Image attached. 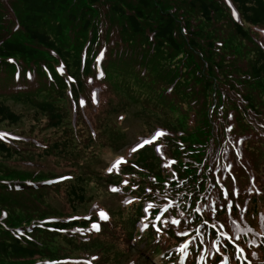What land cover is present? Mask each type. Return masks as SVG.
<instances>
[{"label": "rangeland", "instance_id": "obj_1", "mask_svg": "<svg viewBox=\"0 0 264 264\" xmlns=\"http://www.w3.org/2000/svg\"><path fill=\"white\" fill-rule=\"evenodd\" d=\"M156 1L159 3L169 1L171 3V0ZM224 1L228 6H231L232 0ZM121 2L125 8L127 5H133L136 0H121ZM164 5L168 4L165 3ZM178 6L186 11L188 18L197 22L196 25L204 33V35L201 33L202 36L207 37L201 39L200 43L207 50L205 57L213 58L215 73L218 71L230 73L227 59H231L233 55L236 56L237 52L249 55L253 59L252 62L257 58L258 46L253 42V37L259 32L258 41H261V37H264V25L252 27L240 13L238 15L234 13L233 20L243 22L244 28L250 29L248 37H242L241 34L236 33L232 24H226L228 27L225 29L221 28L220 24L210 25L212 19L208 20L201 15L200 3L197 1L193 3L189 0H183ZM138 7H142V5L137 4ZM144 13L147 15L145 23L148 26L158 22L159 16L162 14L155 2L149 8H144ZM19 15L24 18L23 12ZM214 16L225 18L226 14L224 10H221L212 15V17ZM110 18L113 21H119L120 24H124L127 20L118 12L112 13ZM14 23L15 19L12 24ZM59 24L60 22L56 18L46 17L36 29L46 31L51 38L57 42L66 43L69 50L76 52L79 46L81 48L84 41V38L79 39L82 30L78 25H70L69 28L68 25H64L60 30ZM16 34L20 38L26 37L23 30L17 31ZM125 34L134 47V54L132 53L134 56L129 61L130 64H133V68L126 67L125 64L120 65L121 61L119 60L112 62L115 64L109 72L112 84L106 77L104 80L107 83H100L95 87L96 95L102 98L98 106L94 105L97 100L91 89L90 77L85 76L83 78L85 83L83 92L88 102L86 109L78 113V122L80 123L78 131L81 134L78 139L80 141L74 138L73 131L71 132L70 109L67 99L65 104L64 99L58 95L52 97L21 95L20 97L23 99H31L29 103H26L0 96V101L9 104L23 115L22 121L18 124H12L8 121L0 122V134H4L2 137L10 138L17 132H23L26 135L24 137V150L20 151V155L16 156L14 153V156H8L0 153V177L16 174L38 176L42 179L41 183L44 186L45 184L49 186V192L43 188L41 189V196L38 191L32 197L30 196L28 206H22L27 198L12 197L11 195L5 196L8 199L7 202L0 200V206L9 209L10 218L15 223H22L26 220L31 223V219L35 215H59V219L68 220H73V217L79 215L89 217L86 227H73L70 228L69 232L51 230L53 233H49L42 231L45 255L39 257V261H36L35 264H73L76 262L75 257L79 258L80 262L87 264L92 261L88 253L93 254V252H97L94 257L100 256L95 262L98 264H182L181 255L187 251L184 244L196 234L193 230L194 226L192 225L184 236L172 237L160 229V224L164 223L166 219L177 218L184 222L185 219H189V211L192 213L195 209L210 212V216L205 214V216H200L198 220L199 222L203 221L200 229H207V223L212 225L215 230L214 235L218 232H230L232 237H235L238 233L258 232L264 223V207L259 210L256 216L250 213L246 215L242 207L251 203V197H240L243 194H235L238 190H245L244 187H249L252 184L263 187L264 144L255 140L241 142L242 137L239 139L237 148H232L229 144L234 153H237L241 147L245 157L250 160L246 170L243 167L238 168L239 173L249 172L248 181H246V177L242 179L240 174L233 171V163H227L230 160L227 152L219 150L222 132L217 128L216 122L225 116V113L221 116V110L216 115L211 116L213 117L214 134L211 143H207L206 146L209 150L211 147L215 149L216 155L213 159L218 157V163H200L199 160L203 161L207 152L199 153L203 155L198 157H202V159H198L194 158L196 155L188 153L191 147H185L175 155V163L168 164L166 167L159 165L155 171L149 172L154 163L164 164L173 161L171 155L165 156L162 153L164 142L160 138L161 134L173 137L170 132L180 136L192 131L193 134L190 138L199 140L203 139V134H200L197 129L206 127V124L194 119L189 98L180 84H176L173 88L179 94L170 90L175 83L180 82L179 77L182 78V81L191 82L193 80V69H190L186 64L191 62L188 57L182 54L177 55L181 61L179 65L183 67L184 64L187 65L185 68L187 74L174 73L175 69H178V64L175 63L176 55L172 51L166 52L164 55L157 54L149 60L148 57L142 55L143 47H148V45L144 37H141V33H134L129 25V30ZM211 39L213 42H207ZM29 45L39 49L38 52L41 55H47L44 46L37 41H31ZM261 47L264 48V45ZM170 53L174 55L173 58L168 56ZM192 57L201 60L199 55ZM138 62L141 63L140 67L135 64ZM142 67L145 69L144 71L141 70ZM142 71L145 76H141ZM247 71L252 74V68ZM175 75L179 77L177 78ZM226 79H228L227 76L223 80ZM249 79L245 87L242 88L251 97V100L258 101L254 97V93L255 89H258L259 80ZM5 80L6 77L0 76V84ZM64 81L65 79H57V86L62 85ZM66 81L68 85L70 82L75 83L70 79ZM260 81L264 84V80ZM202 82L203 79L199 78L197 84ZM233 84L235 88L242 86L241 81L236 85L234 82ZM30 85L32 84H28V86ZM0 86L4 87L5 85L1 84ZM8 86L15 87L12 82L8 83ZM189 89L188 86L187 90L189 91ZM56 92H58L56 87L50 91V93ZM108 97H113V99L112 104L107 107ZM44 102L52 103L55 108L53 110L44 109L41 106ZM184 102H186L187 108L182 109L181 106ZM233 102L239 103V109L244 104L251 105L244 98L240 99V102L231 101L227 103L230 114L234 109V107L230 108ZM67 111L69 117L62 124L54 127L53 123L57 121L56 115L58 113L65 115ZM253 114L252 112L250 117L254 116ZM85 115L93 119L89 122V127L86 125ZM235 123L237 124V121ZM259 123L263 127L261 135H264V121ZM164 126L169 127V132L165 133ZM89 129L93 131L92 134ZM67 131L70 132L71 139L68 140L66 149L61 151V143L58 139H64ZM157 133L161 134L157 135ZM34 134L41 136L40 141L43 143H37L39 147L37 150L29 149V138ZM90 135L94 139L90 138L91 142H89ZM180 137L183 138V136ZM53 140L59 143V148L55 145L52 150L59 149L60 154H64L58 155L59 158L49 157V152L42 150V146ZM145 140L151 142L140 146ZM181 143L182 141L178 142L179 148ZM22 144L23 142L20 143L21 147ZM256 147L259 148L256 149ZM134 148L136 151H133ZM225 148L226 145L224 144L222 149ZM196 149H203V146H198ZM132 152L135 154L133 157L135 160L131 159ZM119 158H123V160L127 158L126 161H139V163H121L118 171L114 169L109 172L108 169L114 164L109 162ZM220 161L225 163H219ZM217 164L223 168L221 173L213 172V168ZM192 169H195V173L190 172ZM160 173L166 178H157ZM202 177L205 180H202ZM56 178L59 180H55ZM75 186L84 188L87 198L85 203L80 202L77 196L72 195V189ZM113 188L118 190L113 191ZM68 191L71 192L70 195ZM227 195L233 199L228 200ZM32 200L34 201L32 202ZM13 201H17L18 205H11ZM214 201L222 208H215ZM167 205L170 206L166 209ZM212 209L219 212H211ZM101 212L108 213L109 217L103 219ZM3 213L8 215L6 210ZM54 218L46 217L45 221H51ZM94 224L99 225V230L93 228ZM36 225L41 226L39 223ZM183 225H186V222ZM157 227L159 228L157 229ZM196 227H199V224ZM144 231L146 233L141 237ZM148 233L150 238H147ZM227 235L231 242L229 244L230 250L228 252L216 250L223 257L222 263L219 264H264L263 249L260 251L258 248L263 244H258L259 241L256 237L252 238L254 241V243L252 242V249L251 245L248 248L245 247L247 251L245 254L243 250L238 248L240 239L233 240L229 237L230 234ZM136 245L141 249L151 250L152 256L150 258L145 257L143 253L138 251ZM211 252H213V248L208 247L205 255ZM202 255L201 253L199 257ZM53 256L56 258H50ZM13 260L14 257L11 256L2 262L10 263Z\"/></svg>", "mask_w": 264, "mask_h": 264}, {"label": "trees", "instance_id": "obj_2", "mask_svg": "<svg viewBox=\"0 0 264 264\" xmlns=\"http://www.w3.org/2000/svg\"><path fill=\"white\" fill-rule=\"evenodd\" d=\"M181 1L183 0H171V3L169 1L159 3L156 0H136V2H133V5H127L124 8V6L121 5L123 4L121 0H0V76L6 77V80L1 83L5 86H0V96L12 98V100L17 102L26 103H29L31 99H23L20 97L21 95H30V97H52L58 95L64 99L65 104L67 99L70 117L68 111L65 115L58 113L56 115L57 121L53 123V126H59L69 117L71 132L73 131L74 138L78 139L81 136L78 131L80 124L78 121L74 122V118H71V116L75 113L74 101L84 95L81 89L85 83L83 79L78 80L79 82L76 80L77 72L84 76H89L94 72L97 67V62H93V59H95L96 56L98 59L102 58L103 61L108 60L107 67L109 71L111 70L109 67L115 65L112 64L114 60L121 61L120 65L125 64L126 67L133 68V64H130L129 61H131L134 56V47L125 34L126 31L129 30L130 25L134 33H141V37H144L148 45V47H143L142 49V55H144V57H148L150 60L157 54L164 55L166 52L172 51L174 55H176L175 63L176 65L178 64V69H175L174 73H179L180 75L187 74L185 70L187 65L190 69H193V80L191 82L182 81L181 77L175 76L180 78V82L177 84L182 86V89L189 98L194 119L198 122H205L206 124V127L197 129L200 134H203V139L201 138L198 140L190 138L193 134L192 131H189L185 135H180L183 136V138L176 133H171L173 137L168 135L165 138V148L170 147L172 154L177 155L180 149L191 147L188 153L190 155H196L194 158H198L200 155L207 152L203 161L199 160L200 163H218V157L213 159L216 155L214 153L215 149L210 146L211 148L209 150L206 146L207 143H211L214 134V123L213 117L211 116L216 115L221 110V113L223 111V115L225 113L224 119L220 118L216 122L217 128L222 132L219 150L227 152L230 159L227 163H233V171L236 174H240L242 179L246 177V181H248L249 172L246 173L243 171L239 173L238 168L243 167L246 170L250 160L245 157L244 150H242L241 147L237 153H234L229 147V144L232 148H237V145H239L236 132H246L247 135L244 137L243 142H245V140H255L258 143L264 144V135H261L263 127L259 123L260 121H264V84L260 81L264 80V48L261 47L264 45V37H261L260 42L258 41L260 38L259 32L253 37V42L258 46V55L253 62V59H251L249 55L236 51V56L233 55L231 59H227L230 73H227L228 71H225L226 73L219 71L215 73L214 63L212 62L213 58L208 56L207 58L205 57L207 50L204 49L200 43L201 39L207 37L202 36L204 33L198 28V25H196L197 22L188 18L185 13L186 11L179 8L178 5ZM189 1L193 3L197 1L200 3L201 15L208 20L212 19L210 25L214 23L220 24L221 28L225 29L228 27L226 24H232L236 33L241 34L242 37H248L250 34V29H245L243 22L233 20L231 6H228L224 0ZM153 2L159 6L162 14L159 16L158 22L148 26L145 23L147 15L144 13V8H149ZM165 3L168 5H164ZM231 3L237 8L243 19L252 27L264 25V0H232ZM137 4L142 5V7L137 8ZM221 10H224L226 14L225 18L212 17V15ZM21 12L24 13V18L20 17L19 13ZM114 12H118L126 17V22L120 24L119 21H113L110 16ZM46 17L56 18L60 22V30H62L64 25H68V28L70 25H78L82 30L79 39L84 38L81 48L79 46L76 52H72L69 50L66 43L57 42L55 39L51 38L50 34L46 31L36 29L39 28ZM165 17L166 19L164 20ZM14 19L15 23L12 24ZM19 30L24 31L26 34L25 38H20L16 34ZM212 40L213 39L207 42L211 43L213 42ZM31 41H37L42 44L47 55H41L38 52L39 49L30 46L29 42ZM102 47L106 48L104 56L101 52ZM181 54L188 57V60L191 61L186 63L187 65L184 64V67L179 65L181 61L180 58L178 59V56ZM174 55L170 53L168 56L173 58ZM193 55L201 56V60L193 58ZM84 56L86 57L85 61H83ZM234 57L236 58L233 60ZM190 58H192V60H190ZM18 64H22L24 68L33 72L32 78L35 76L34 79L39 80L37 84H35L34 80H31L28 84L32 85L24 87V83L14 81L17 80L14 76V70ZM135 64L139 65V67L141 66L140 62ZM49 67L54 71V76L60 77L63 80L65 77L64 83L59 85L58 92L56 93H50L54 81L50 80L51 74L49 71L51 70H47ZM57 67H62L64 71V73L61 74L62 76H60L55 69ZM249 68H252V74L247 71ZM141 69L144 68L142 67ZM225 76H227L228 79L223 80ZM69 77H72L75 83H70V85H68L66 80ZM22 78L28 79L24 71L21 75V79ZM199 78L203 79V82L197 84L199 83ZM249 78L252 80H259V90L256 88L254 93V97H256L258 101L251 100V97H249L242 88L245 87L246 83L250 80ZM239 81H241L242 86L235 88L233 82L236 85ZM10 82H12L15 87H9L8 83ZM188 86L190 87L189 91L187 90ZM215 92H217V94H215ZM242 98L251 105L247 106L246 104H242L243 106L239 109V103L233 102V104L230 105V108L234 107V109H232L233 118L230 119L228 116L229 111L227 108L229 106L227 103L231 101L240 102ZM211 102L213 107L211 106ZM41 106L49 110L55 108V105L47 102L42 103ZM181 108L184 109L182 106ZM252 112L254 116L250 117ZM22 119L23 115L21 113L14 110L4 101H0L1 123L8 121L12 124H18ZM226 119L227 122L228 120L237 121L233 130L228 128ZM17 134L26 137L23 132H17ZM91 136L92 135H90L89 139H93ZM40 139L41 136L39 135L34 134L31 136L29 138V149H39L37 143L43 144ZM70 139L71 135L69 131L65 132L64 139H58L61 143V151L66 149V144ZM91 139L89 142L92 141ZM179 141H182L180 148L178 145ZM21 142H23L22 147L20 145ZM24 144V138L0 136V153L8 156H14L13 154L16 153L15 155L18 156L21 154L20 151L24 150ZM224 144L226 148L222 149ZM55 145L59 148V143L53 140L52 142H48L47 145L42 146V150L43 152H49V157L53 156L59 158L58 155L64 154H60L59 149L53 151L52 149ZM198 146H203V149H196ZM258 148L259 147H256V149ZM241 153L243 154L241 155ZM26 156L28 157V155ZM198 159H202V157ZM219 163L225 162L220 161ZM155 165L156 163H154L152 169L156 167ZM222 171L223 168L218 166V164L213 168L214 173H221ZM190 172L195 173V169H192ZM202 180H205V178L202 177ZM41 182L42 179L38 176H21L16 174L9 175L8 177H0V200L2 202H7L8 199L5 197L7 195L27 198L22 206H28L29 197H32L35 192L38 191L40 196L42 195L41 189L43 188L49 192V186L47 184L44 186ZM244 189L245 190H238L235 194H243L240 197H251L255 206V211L258 208L264 207L262 206L264 202H261L264 201V185L263 187H259L252 184L249 187H244ZM72 191V195L77 196L80 202L85 203L87 201L83 187L75 186ZM70 193L71 192L68 191L69 195ZM227 199H233V197L227 195ZM33 201L34 200H32V202ZM70 201L72 200L70 199ZM216 204L219 205L217 202ZM11 205H18V203L17 201H13ZM41 208H43V206H41ZM4 210L8 212V215L3 213ZM41 216L35 215L32 217L31 223H29L28 220L22 223H15L10 218L9 209L5 206H0V264H35L36 261H39V257L45 255L43 250L45 243L42 231L49 233H53L51 230L69 232L70 228L73 227L88 226L87 216L79 215L73 217V220L59 219V215ZM46 217L55 218L51 221H45ZM35 222H38L43 227L37 226L36 224L38 223ZM69 235L71 236L72 234ZM246 239L247 238L242 241V244L246 245L248 243ZM224 244L229 243L223 241V243L221 242L212 248L213 250L222 248L225 251ZM139 252L141 251L139 250ZM96 253L97 252H93V254L88 253L92 260L90 264H98L95 262H97L96 260L100 258V256L94 257ZM11 256L14 257L12 262H2ZM50 258L55 259L56 257L53 256ZM222 258L219 252H213L207 256V264L222 263ZM74 260L76 262L73 264H84L80 262L79 258L75 257ZM196 263L197 260L195 259L188 264Z\"/></svg>", "mask_w": 264, "mask_h": 264}, {"label": "clouds", "instance_id": "obj_3", "mask_svg": "<svg viewBox=\"0 0 264 264\" xmlns=\"http://www.w3.org/2000/svg\"><path fill=\"white\" fill-rule=\"evenodd\" d=\"M110 68H112L111 66H110ZM47 70H51V68L49 67V68H47ZM23 71L25 72V76L28 78V79H24V78H22L21 79V75H22V73H23ZM52 71V72H51ZM51 71H49V73L51 74V76H50V80H53L54 81V85L52 86V89L54 88V87H56V88H58L59 87V85L57 86V79H62V78H58L57 76H54V71L53 70H51ZM110 71L108 70H104V75L103 76H99V75H97V71L95 70L94 72H92L90 75H89V77H90V79H91V89H92V92H93V94H94V96H95V87L97 86V85H99L100 83H107L104 79L106 78V77H108V79H109V82H110V84H112V82L110 81V78H109V73ZM61 74H63V73H61ZM14 76H15V78L17 79V80H14V81H16V82H19V83H24L25 85H24V87H27L28 86V83H29V81H31V80H37V79H34V77L32 78V76H33V72L31 71V70H29V69H27V68H24L23 66H22V64H18L17 66H16V68H15V70H14ZM62 76V75H61ZM52 77H54V78H52ZM64 77V76H63ZM85 77V76H84ZM83 77V75L82 74H80V73H78L77 72V76H76V80L78 81V80H81V79H83L84 78ZM64 79H65V77H64ZM67 79H70V80H72V81H74L73 80V78L72 77H69V78H67ZM39 80H37V81H35V82H38ZM75 82V81H74ZM79 82V81H78ZM71 83V82H70ZM37 84V83H36ZM70 85V84H69ZM85 85V84H84ZM83 89H84V86L82 87V89H81V92H83ZM84 93V92H83ZM96 99V98H95ZM98 100H99V102L97 101L94 105L95 106H98V104H100V102L102 101V98H100V97H98L97 98ZM96 99V100H97ZM87 102H88V99L86 98V96H85V93H84V95H82L79 99H77V100H75L74 101V104H75V113L71 116V118L73 117L74 118V122H76V121H78V113L80 112V111H84L85 109H86V104H87ZM107 107H108V105H110V104H112V97H108L107 98ZM85 117V121L89 118V116H87V115H85L84 116ZM79 123V122H78ZM80 124V123H79ZM80 126V125H79ZM78 126V127H79ZM84 126V125H83ZM16 138H24V135H20V134H16Z\"/></svg>", "mask_w": 264, "mask_h": 264}, {"label": "snow or ice", "instance_id": "obj_4", "mask_svg": "<svg viewBox=\"0 0 264 264\" xmlns=\"http://www.w3.org/2000/svg\"><path fill=\"white\" fill-rule=\"evenodd\" d=\"M160 134H161V133H157V135H160ZM2 135H4V134H0V136H2ZM150 142H151V141L145 140V141L142 142V144H141L140 146H143V144L150 143ZM133 151H136V149L134 148ZM122 162H125V161L123 160V158H119L117 161H115V163L112 165V167H110V168L108 169V171H109V172H112L114 169L118 171V170H119V165H120ZM125 183H127V181H125ZM112 190H113V191H117L118 189L113 188ZM101 217H102L103 219H107V218H108V217H107V214H106V213H103V212H101ZM144 227H147V225H144ZM93 228L96 229V230H99V225H98V224H94V225H93ZM182 250H183V249H182ZM88 264H90V262H88Z\"/></svg>", "mask_w": 264, "mask_h": 264}]
</instances>
